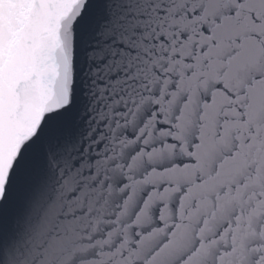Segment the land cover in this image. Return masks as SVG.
Returning a JSON list of instances; mask_svg holds the SVG:
<instances>
[{
    "label": "snow or ice",
    "instance_id": "6c2138e0",
    "mask_svg": "<svg viewBox=\"0 0 264 264\" xmlns=\"http://www.w3.org/2000/svg\"><path fill=\"white\" fill-rule=\"evenodd\" d=\"M0 264H264V0H0Z\"/></svg>",
    "mask_w": 264,
    "mask_h": 264
}]
</instances>
